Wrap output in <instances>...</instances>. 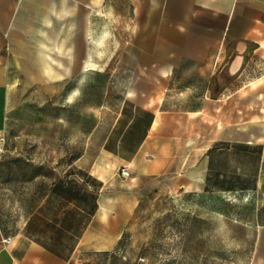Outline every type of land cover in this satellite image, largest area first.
Wrapping results in <instances>:
<instances>
[{"label":"crops","instance_id":"1","mask_svg":"<svg viewBox=\"0 0 264 264\" xmlns=\"http://www.w3.org/2000/svg\"><path fill=\"white\" fill-rule=\"evenodd\" d=\"M87 117L73 138L101 146L42 149L52 192L16 228L0 212V264H83L151 194L249 206L264 264V0H0V173L24 127Z\"/></svg>","mask_w":264,"mask_h":264},{"label":"rangeland","instance_id":"2","mask_svg":"<svg viewBox=\"0 0 264 264\" xmlns=\"http://www.w3.org/2000/svg\"><path fill=\"white\" fill-rule=\"evenodd\" d=\"M111 63L108 65L121 66V61ZM106 80L104 76L99 78L100 90L105 88ZM27 119V116L22 117V120ZM88 119L61 126L56 122L35 121L23 128L20 138L12 141L11 146L16 147L19 154L11 157L12 160L3 157L0 173V212L8 227L20 226L26 212L40 206L41 196L49 190L52 192L47 187V177L42 182L39 165L45 157L43 148L101 146V139L73 138L88 130L89 124L85 123ZM113 120L114 116L106 117L97 135L109 129ZM58 132L66 133L67 138L58 141ZM29 151H33L28 157L33 160L32 169L25 161ZM30 176H34V180L26 181ZM249 215V206L240 202L219 203L213 194L164 197L151 194L137 203L131 202L129 218L124 221L125 227L115 240L113 250L85 252L80 259L83 264H247L253 236L234 221Z\"/></svg>","mask_w":264,"mask_h":264},{"label":"built area","instance_id":"3","mask_svg":"<svg viewBox=\"0 0 264 264\" xmlns=\"http://www.w3.org/2000/svg\"><path fill=\"white\" fill-rule=\"evenodd\" d=\"M3 143H4V138L0 137V153L2 152V149H3ZM120 175L122 177H128L130 175V173H129L127 168H121L120 169ZM5 242H9V239H6Z\"/></svg>","mask_w":264,"mask_h":264}]
</instances>
